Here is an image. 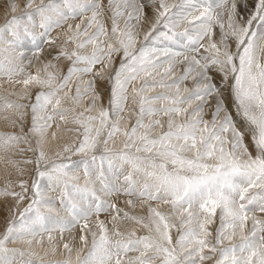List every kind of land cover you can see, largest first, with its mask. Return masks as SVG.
Masks as SVG:
<instances>
[{"label":"snow or ice","instance_id":"1","mask_svg":"<svg viewBox=\"0 0 264 264\" xmlns=\"http://www.w3.org/2000/svg\"><path fill=\"white\" fill-rule=\"evenodd\" d=\"M0 264H264V0H0Z\"/></svg>","mask_w":264,"mask_h":264},{"label":"bare ground","instance_id":"2","mask_svg":"<svg viewBox=\"0 0 264 264\" xmlns=\"http://www.w3.org/2000/svg\"><path fill=\"white\" fill-rule=\"evenodd\" d=\"M4 204L3 203H0V226H2V222H3V219H4Z\"/></svg>","mask_w":264,"mask_h":264},{"label":"rangeland","instance_id":"3","mask_svg":"<svg viewBox=\"0 0 264 264\" xmlns=\"http://www.w3.org/2000/svg\"><path fill=\"white\" fill-rule=\"evenodd\" d=\"M0 203H3V202H0Z\"/></svg>","mask_w":264,"mask_h":264}]
</instances>
